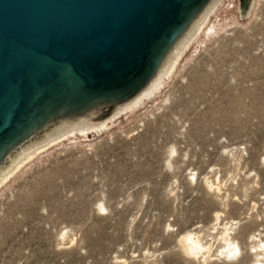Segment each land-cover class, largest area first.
Here are the masks:
<instances>
[{
  "label": "rangeland",
  "instance_id": "rangeland-1",
  "mask_svg": "<svg viewBox=\"0 0 264 264\" xmlns=\"http://www.w3.org/2000/svg\"><path fill=\"white\" fill-rule=\"evenodd\" d=\"M253 1L248 16L241 0L216 16L146 105L55 145L0 189V264H253L250 238L264 239V0ZM216 213L242 256L225 260L212 241L209 260L187 258L180 236L210 242Z\"/></svg>",
  "mask_w": 264,
  "mask_h": 264
},
{
  "label": "water",
  "instance_id": "water-1",
  "mask_svg": "<svg viewBox=\"0 0 264 264\" xmlns=\"http://www.w3.org/2000/svg\"><path fill=\"white\" fill-rule=\"evenodd\" d=\"M208 2L0 0V162L48 123L140 91Z\"/></svg>",
  "mask_w": 264,
  "mask_h": 264
},
{
  "label": "bare ground",
  "instance_id": "bare-ground-1",
  "mask_svg": "<svg viewBox=\"0 0 264 264\" xmlns=\"http://www.w3.org/2000/svg\"><path fill=\"white\" fill-rule=\"evenodd\" d=\"M253 7L254 1L251 2V0H249L244 14L247 16L250 15ZM233 9H235L233 0H209L184 32L178 37L149 82L132 97L123 101L121 104L115 105L112 109L113 114L101 124L97 125L99 115L107 110L108 105H96L81 114L58 118L45 125L40 131L36 132L24 142L15 146L0 162V189L25 165L55 145L69 138H88L89 134L101 130L103 131L109 124H113L121 118L127 119L130 114L146 105V102L160 94L161 89H163L164 78H168L184 52L194 45L201 34L204 32H208L209 34L216 30V28L209 23L216 16L217 22H219V20L223 22L222 14L227 17L233 16ZM220 12H222L221 15ZM135 122L133 118H131L127 120V125H124L128 128ZM132 132L133 131H129L128 135ZM170 152L177 153L174 147ZM191 180L197 183L195 176H192ZM204 184L207 189L214 191L215 194L221 191L218 182L215 184L209 179H206ZM100 207L103 210L106 209L103 203H100ZM220 214L221 213H216L214 215L215 222L211 228L214 233L210 242L206 241L203 235L195 230L187 231L180 236L178 242L183 255L192 259L200 258L203 262H206L211 258V242L213 241L219 245L218 252L221 258L225 260H235L242 256V248L234 236L235 233L232 228L233 222H228L226 224L219 223L221 219ZM66 237L67 233L65 232L63 238L65 239ZM250 239L248 251L251 253L249 254L251 255L253 264H264V239H262L261 234L257 236L253 235Z\"/></svg>",
  "mask_w": 264,
  "mask_h": 264
}]
</instances>
